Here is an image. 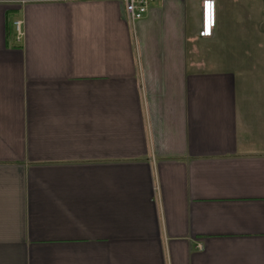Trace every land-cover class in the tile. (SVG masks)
<instances>
[{
	"label": "crops",
	"instance_id": "obj_1",
	"mask_svg": "<svg viewBox=\"0 0 264 264\" xmlns=\"http://www.w3.org/2000/svg\"><path fill=\"white\" fill-rule=\"evenodd\" d=\"M213 1L0 0V264H264V0Z\"/></svg>",
	"mask_w": 264,
	"mask_h": 264
},
{
	"label": "built area",
	"instance_id": "obj_2",
	"mask_svg": "<svg viewBox=\"0 0 264 264\" xmlns=\"http://www.w3.org/2000/svg\"><path fill=\"white\" fill-rule=\"evenodd\" d=\"M124 13V21L134 31L135 26L148 13L150 7L157 1L161 0H119ZM202 6V31L199 33L200 38L209 37L214 26V1L201 0ZM20 23L14 22L16 40L19 41L22 34Z\"/></svg>",
	"mask_w": 264,
	"mask_h": 264
},
{
	"label": "rangeland",
	"instance_id": "obj_3",
	"mask_svg": "<svg viewBox=\"0 0 264 264\" xmlns=\"http://www.w3.org/2000/svg\"><path fill=\"white\" fill-rule=\"evenodd\" d=\"M15 22H19L20 24H22L21 21H15ZM20 31H21V25H20ZM21 34H22V36H23L22 31H21ZM22 36H21V37H22ZM20 39H21V38H20Z\"/></svg>",
	"mask_w": 264,
	"mask_h": 264
}]
</instances>
